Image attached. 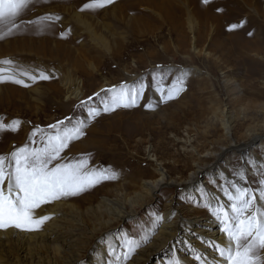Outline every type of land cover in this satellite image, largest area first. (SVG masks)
Instances as JSON below:
<instances>
[{"label":"rangeland","instance_id":"1","mask_svg":"<svg viewBox=\"0 0 264 264\" xmlns=\"http://www.w3.org/2000/svg\"><path fill=\"white\" fill-rule=\"evenodd\" d=\"M88 2L33 0L12 24L0 26L3 32L11 28V34L0 39V76L4 77L0 81V122H18L15 131H0V156L10 157L25 145L42 148L57 132L49 126L63 121L60 131L76 138L51 166L73 164L86 173L105 169L109 176L115 174L114 179H103L77 195L34 210L39 218L43 209H58L54 222L62 233L79 223L82 236L71 248L72 253H79L74 264H87L98 250L96 244L105 242L107 234L114 240L136 239V249L147 247L159 230L155 218L161 219L170 205L186 219L210 216L202 194L189 196L171 185L149 194L142 183L157 176L156 163L162 164L168 177L178 180L188 175L194 163L212 162L214 153L232 140L238 150L225 155L221 165L225 176L198 177V183L214 197L225 196L224 188H230L233 181L256 192L259 169L264 166V0H164L166 11L158 7L161 0H113L95 10H82ZM73 10L87 20L90 30L76 22ZM42 17L52 19L34 23ZM88 30L100 39L96 42ZM23 41H44L50 47L62 43L84 70L66 55L15 45ZM230 51L234 59H230ZM41 73L48 79H40ZM17 79L23 83H16ZM174 81L181 90L167 99ZM133 89L137 95L132 106L113 104L115 95ZM105 107L109 110L104 111ZM223 115L233 119L232 137L224 134ZM206 152L211 154L200 157ZM242 152H249L252 159L239 155ZM238 171L246 173L247 182L234 175ZM135 192L143 196L133 207L135 212L105 225L110 218L104 212L105 199L122 201L130 208L128 200ZM43 224L33 231H41ZM9 246L0 251V262L66 264L47 241L32 240L24 256L19 245ZM166 249L170 259L172 252ZM163 251L158 250L143 264H155ZM105 258L117 264L110 254Z\"/></svg>","mask_w":264,"mask_h":264},{"label":"snow or ice","instance_id":"2","mask_svg":"<svg viewBox=\"0 0 264 264\" xmlns=\"http://www.w3.org/2000/svg\"><path fill=\"white\" fill-rule=\"evenodd\" d=\"M32 2L33 0H0V26L12 24L13 20ZM112 2L113 0H89L82 10H95ZM45 19L52 18H38L34 23L40 24ZM10 34L11 28L8 32L0 31V39ZM30 78L35 80L37 77L31 76ZM39 78L48 79L43 73ZM3 79L4 77L0 76V81ZM15 82L23 83L18 79ZM177 83L174 81L173 88L168 91L167 99L174 98L173 92L178 93L181 90L177 87ZM179 83H182V80ZM110 91H115V89ZM140 94H142V88ZM136 95L135 89L131 92L121 91L113 97V104L123 107L132 106ZM129 99L131 103L124 102ZM108 110V107L104 108V111ZM59 124H63V121ZM59 124L49 126L56 128L57 132L48 137L42 148H29L25 145L11 153L10 157L0 156V230L10 227L27 231L38 230L43 222L50 218L48 216L35 217L34 210L40 205L61 197L77 195L103 179L115 178L114 173L109 176L105 169H94L91 173H86L80 165L57 163L51 166L53 161L59 158L60 152L68 146L69 141L76 138L67 131L62 133ZM14 125H18V122H12L10 125L0 122V131L6 129L15 131ZM76 131L79 135H83L79 129ZM6 161H8L7 167L5 166ZM10 161H14V166ZM259 170L261 175L257 180L256 192H253L250 187H242L235 181L231 182L230 188H224V195L230 202L228 210L224 205L217 204L214 215L221 225V232L227 237L228 244L226 247L212 245L221 258L214 260L213 264H264V256L260 255L264 251V166H260ZM234 175L247 182L246 173L243 171H238ZM5 181L7 182V193L4 190ZM155 223H158V220L154 221ZM122 247L126 249L122 252L126 260L128 254L139 247V242L134 238L125 237ZM110 254L116 256L114 250ZM196 259L201 264H207L199 254H196ZM118 261L119 256H117V264ZM167 264H181V261L173 256Z\"/></svg>","mask_w":264,"mask_h":264},{"label":"bare ground","instance_id":"3","mask_svg":"<svg viewBox=\"0 0 264 264\" xmlns=\"http://www.w3.org/2000/svg\"><path fill=\"white\" fill-rule=\"evenodd\" d=\"M163 1L164 0H161V2L159 3L160 6H158V7L162 11L163 10L166 11V9H164L165 4L163 5V3H165V2H163ZM250 3H251V1H250ZM64 6H66V5H64ZM116 6H119V5L116 4ZM119 8H121V7H119ZM155 8H156V6H155ZM120 10L123 11L124 9L123 10L120 9ZM257 10H258V8H257ZM118 14H119V12H118ZM161 14H162V12H161ZM103 15H105V14H103ZM73 18L76 20V22H79V23L83 22L85 25L88 26V28L90 30V27H91L90 24H88L86 22L87 20L85 21L82 18H80V13H78L76 10L75 11L73 10ZM135 21H137V20H135ZM135 21H133V22H135ZM113 23H114V21H113ZM131 26H132V24H131ZM129 29H130V27H129ZM89 35L94 40L100 39V38H95V34L90 32V31H89ZM101 39H103V38H101ZM103 40H105V39H103ZM33 42L23 41L21 43L15 44V45L21 46L22 49H24V50L26 48H31V49H35L37 52L40 51L43 53L49 52L50 54L59 53L60 55L62 54L63 56L66 55V56H68V57H66V59L70 57L71 61H73L74 65L76 67H80L81 70H84L82 67L84 65L81 64V61H78L76 59V57H74V54H72L71 49L64 46L62 43L56 44L55 47H50L49 46L50 43L48 45V42H46V43L44 41L43 42H36V43H38L37 45H36V43H33ZM115 42H116V44H118L117 41H115ZM110 44H111V42H110ZM110 44H108V45H110ZM15 45H13V46H15ZM257 45H259V44H257ZM17 46H15L14 50H16ZM33 46H36V48H34ZM117 46L119 47V45H117ZM243 46L241 45V48ZM232 49H233V47H232ZM236 49H237V47H236ZM11 52H12V50H11ZM118 52H120V51H118ZM103 53H104V51H103ZM114 53H115V51H114ZM116 54H119V53H116ZM58 55H57V57H58ZM97 56H95V57H97ZM229 57H230V59L233 58L231 51H230ZM83 62H85V61H83ZM88 64H91V63H88ZM90 67H92V66H90ZM14 92H15V90H14ZM223 114H224V112H223ZM232 122H233V119L230 115H228V116L223 115L222 116L221 125H222V128L224 130V134L226 135V137H232L230 134V132L233 129L232 128ZM188 143H189V141H188ZM232 145L233 144H232V140H231V143H229L225 146H222V148L219 150V152L214 153L215 158L210 163H204V164H199V162L194 163L195 167L193 166L194 168L188 173V175L185 177L183 176L184 178L180 177L181 179H178V180H174L173 178L168 177L167 171L164 169L162 164L160 162H158V163H156L157 167L155 169L157 176L152 178V179H147L146 181H143V183H142L144 189H146V191L149 192V194H152L154 192L156 193L158 190L162 189L166 185H168V186L171 185L173 187H177V188H180L182 190H185V192L189 196H199L202 194L203 196H205L204 198L206 199L207 204L211 205L210 206L211 213H210V216L208 218L202 217L200 219H186L182 215L179 214V212L176 210L177 208L175 206L170 205V207L165 212H163L164 214H163L161 219L155 218L154 221L158 220L159 230L157 231L156 235L153 237V242L150 245H148L147 247L141 246L142 248L135 250V252H137L136 254H134V255L129 254L128 258L125 260L123 255H122V252H123L122 245H124L125 239H121V240L116 239L117 240L116 241V240H114L113 236L108 235L106 233L108 238L105 240V242H101L99 244H96V246L98 247V250H97L96 254L92 256L91 260H89V261L87 260L88 261L87 264H113L112 260L110 258H105V256L110 254L113 250L115 251L116 256H113L111 254L110 255L116 261H117V256H119L118 264H124V262H126L127 264H143L144 261L149 259L150 256L155 254L158 250L163 251V248H168L166 250H169L172 252L171 257L175 256V257L179 258L181 261V264H201V262L196 259V254H199L203 258V260L207 262V264H213L214 260H220L221 258L219 257L218 252L212 247V245L216 244V245H219L221 247H226L228 244V241H227L226 235L221 232L220 223L216 219L214 213L216 211L217 204L224 205L226 210H228V205L230 202L228 201L226 196H219V195L215 196V197L212 196V194L209 192L210 190H208L206 188H205L206 189L205 190L204 187L198 183V177L200 176V174H213V173L217 174L218 176L219 175L225 176L224 171L222 169L223 167L221 166L222 163L225 161L224 157L227 153L233 152L234 150H238V148L235 145L234 146H232ZM233 147H235V148H233ZM232 149H233V151H232ZM208 154H211V152L210 153L206 152L205 154H202V155L199 154V155H200V157H208L209 156ZM239 155L245 156L246 158H248V160H249V158L252 159L249 152H242ZM255 161L253 159L252 163L254 164ZM220 166H221V168H220ZM217 175H215V176H217ZM5 192L7 193V189H5ZM142 201H143V196L140 192H135L134 195L132 197H130V199L128 200V202H130L129 203L130 208H126L125 203L122 201H119L116 199H109V198L105 199L104 212L107 213V215L110 217L108 220L105 221V225L106 224L109 225L112 222V220H122L125 217L129 216L130 214H133L135 212L134 208L136 207V205H138ZM42 212H40L41 217L42 216H48L50 218L44 221L43 228L41 231L14 230L13 228H9L7 231H0V251L7 250L8 246L11 244L19 245L21 247L20 254H23L22 256H24L25 251L27 249V246L30 244V242L32 240L33 241H35V240L47 241L48 243L52 244V249H53V251H55V254H58L60 257L62 256L61 258H62V261L64 263L74 264V263H76V261L78 262L79 253L77 251L75 253L74 252L72 253L71 248L74 247L73 243H75L82 236L81 235L82 230L79 228V223L73 224V229L68 230L67 233H62L63 232V231H61L62 228L60 229L59 225L54 222V219H55L54 215L57 216L59 214L58 209H56V208H55V210L53 208L43 209ZM177 247H179V250L177 249ZM66 255H67V257H66ZM169 255L170 254L168 251H163L162 256H160L157 259V262L155 264H167V262L169 260L168 258L170 257ZM5 261L8 262V260L6 259V260L0 262V264L1 263L8 264ZM9 264H14V263L9 262Z\"/></svg>","mask_w":264,"mask_h":264}]
</instances>
